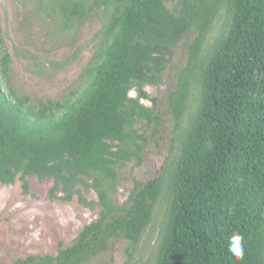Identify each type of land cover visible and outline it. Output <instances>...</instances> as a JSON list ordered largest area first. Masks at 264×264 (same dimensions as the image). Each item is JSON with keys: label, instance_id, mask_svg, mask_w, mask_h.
<instances>
[{"label": "trees", "instance_id": "16d2710c", "mask_svg": "<svg viewBox=\"0 0 264 264\" xmlns=\"http://www.w3.org/2000/svg\"><path fill=\"white\" fill-rule=\"evenodd\" d=\"M27 3L49 37L73 45L85 27L98 32L79 85L38 101L13 84L0 17V184L21 182L28 194L29 177L51 181L52 199L77 198L99 218L57 255L14 264H87L120 241L129 264L158 218L148 264H264V0ZM179 53L187 64L171 78L167 139L146 89L163 84ZM159 136L168 140L160 173L135 181L120 205V171L141 165ZM233 234L240 261L229 252Z\"/></svg>", "mask_w": 264, "mask_h": 264}, {"label": "rangeland", "instance_id": "374dc122", "mask_svg": "<svg viewBox=\"0 0 264 264\" xmlns=\"http://www.w3.org/2000/svg\"><path fill=\"white\" fill-rule=\"evenodd\" d=\"M0 17L13 58V84L20 93L38 101L56 100L66 90L79 85V76L93 54L98 25L82 29L79 40L72 45L55 36H47L44 24L32 18V5L27 0H0ZM186 64V57L179 53L165 72L163 84L146 89L157 101L155 111L163 120L160 134L167 139L172 136L173 129L165 115L172 90L171 78L176 69ZM144 103L153 106L150 101ZM161 138L158 137L160 147L155 142L148 145L141 165L129 163L120 171L121 185L117 194L120 205L128 201L135 181L145 184L160 173L168 144L167 139L163 142ZM28 181V194H24L21 182L7 186L0 184V264H14L29 256L57 255L60 244L64 248L70 247L83 228L99 218V208L90 210L77 198L72 202L52 199L53 182L39 181L36 177H29ZM85 197L89 201H98L94 191L85 193ZM160 224L161 218H158L129 264L150 262ZM129 247L128 242L120 241L111 252L95 257L87 264H127Z\"/></svg>", "mask_w": 264, "mask_h": 264}, {"label": "clouds", "instance_id": "9594fccd", "mask_svg": "<svg viewBox=\"0 0 264 264\" xmlns=\"http://www.w3.org/2000/svg\"><path fill=\"white\" fill-rule=\"evenodd\" d=\"M229 252L236 261H240L244 258V246L242 244V237L239 234H233L231 237Z\"/></svg>", "mask_w": 264, "mask_h": 264}]
</instances>
